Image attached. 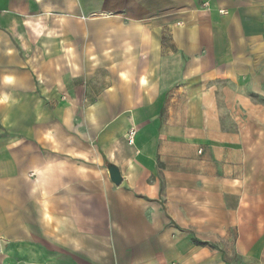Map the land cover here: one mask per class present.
Segmentation results:
<instances>
[{"label": "crops", "instance_id": "0c3cea01", "mask_svg": "<svg viewBox=\"0 0 264 264\" xmlns=\"http://www.w3.org/2000/svg\"><path fill=\"white\" fill-rule=\"evenodd\" d=\"M0 264H264V0H0Z\"/></svg>", "mask_w": 264, "mask_h": 264}, {"label": "water", "instance_id": "95a60500", "mask_svg": "<svg viewBox=\"0 0 264 264\" xmlns=\"http://www.w3.org/2000/svg\"><path fill=\"white\" fill-rule=\"evenodd\" d=\"M108 171H109V175H110L112 182L115 185L119 186L122 182V176H121L120 170L117 167L110 165V167L108 168Z\"/></svg>", "mask_w": 264, "mask_h": 264}, {"label": "built area", "instance_id": "2783aa9c", "mask_svg": "<svg viewBox=\"0 0 264 264\" xmlns=\"http://www.w3.org/2000/svg\"><path fill=\"white\" fill-rule=\"evenodd\" d=\"M137 132L136 130L134 129H131L129 132H128V142L129 144H133L134 143V140H135V136H136Z\"/></svg>", "mask_w": 264, "mask_h": 264}]
</instances>
